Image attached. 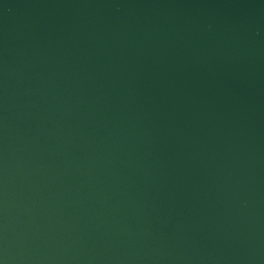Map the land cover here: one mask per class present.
Wrapping results in <instances>:
<instances>
[{
	"label": "water",
	"instance_id": "water-1",
	"mask_svg": "<svg viewBox=\"0 0 264 264\" xmlns=\"http://www.w3.org/2000/svg\"><path fill=\"white\" fill-rule=\"evenodd\" d=\"M0 264H264V0H0Z\"/></svg>",
	"mask_w": 264,
	"mask_h": 264
}]
</instances>
